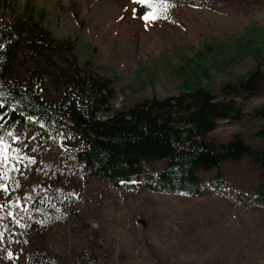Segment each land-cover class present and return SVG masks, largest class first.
Returning a JSON list of instances; mask_svg holds the SVG:
<instances>
[{
  "label": "rangeland",
  "instance_id": "374dc122",
  "mask_svg": "<svg viewBox=\"0 0 264 264\" xmlns=\"http://www.w3.org/2000/svg\"><path fill=\"white\" fill-rule=\"evenodd\" d=\"M28 2L45 11L55 37L74 44L82 65L111 79L115 108L176 94L184 83L218 93L264 67V0H155L159 18L148 22L142 17L154 9L134 0H12L13 13L0 0V47ZM228 99L240 112L219 121L210 139L240 134L264 148V77L255 92ZM23 129L0 135L9 145L0 166V203L9 208L0 211V264H264V199L256 196L264 170L251 159L200 171L201 194L149 189L164 161L113 186Z\"/></svg>",
  "mask_w": 264,
  "mask_h": 264
},
{
  "label": "trees",
  "instance_id": "16d2710c",
  "mask_svg": "<svg viewBox=\"0 0 264 264\" xmlns=\"http://www.w3.org/2000/svg\"><path fill=\"white\" fill-rule=\"evenodd\" d=\"M2 2L15 12L12 0ZM25 10L1 37L0 135L20 124L25 132L33 128L41 144L63 146L113 186L131 181L145 173L146 164L160 161L165 162L163 168L146 183L153 191L201 194L200 171L219 169L226 161L249 158L264 170V148L252 146L242 135L228 143L210 139L219 121L240 112L228 97L255 92L264 67L225 84L218 93L209 86L184 83L176 94L153 95L128 108H115L111 79L91 63L82 65L74 44L45 27V11L38 14L30 2ZM54 89L61 92L60 99L46 97ZM259 134L263 137L264 129ZM213 186L217 190L224 186L220 173ZM256 196L264 199V187ZM0 211L7 214L9 208L0 203ZM91 258L98 262L92 251Z\"/></svg>",
  "mask_w": 264,
  "mask_h": 264
},
{
  "label": "snow or ice",
  "instance_id": "6c2138e0",
  "mask_svg": "<svg viewBox=\"0 0 264 264\" xmlns=\"http://www.w3.org/2000/svg\"><path fill=\"white\" fill-rule=\"evenodd\" d=\"M134 2L141 4V5H147L148 7L154 9L152 12H148L142 17V19H144L146 22L154 21L159 18L155 12V9L157 8L155 0H134ZM161 4H163V0H161ZM8 147L9 145L0 143V166H3L8 160V155H7ZM0 187H5V186L0 185ZM5 190H6V187H5Z\"/></svg>",
  "mask_w": 264,
  "mask_h": 264
},
{
  "label": "water",
  "instance_id": "95a60500",
  "mask_svg": "<svg viewBox=\"0 0 264 264\" xmlns=\"http://www.w3.org/2000/svg\"><path fill=\"white\" fill-rule=\"evenodd\" d=\"M262 115H263V119H264V107H263V109H262ZM80 123H82V124H85L86 122H85V120L84 119H80Z\"/></svg>",
  "mask_w": 264,
  "mask_h": 264
}]
</instances>
